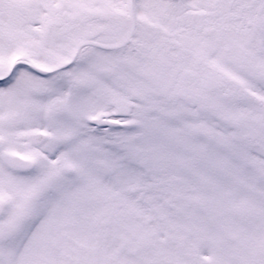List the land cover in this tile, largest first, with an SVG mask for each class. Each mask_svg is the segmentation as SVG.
I'll use <instances>...</instances> for the list:
<instances>
[{"label": "snow or ice", "instance_id": "snow-or-ice-1", "mask_svg": "<svg viewBox=\"0 0 264 264\" xmlns=\"http://www.w3.org/2000/svg\"><path fill=\"white\" fill-rule=\"evenodd\" d=\"M0 264H264V0H0Z\"/></svg>", "mask_w": 264, "mask_h": 264}]
</instances>
